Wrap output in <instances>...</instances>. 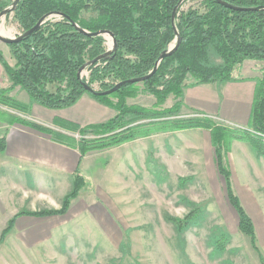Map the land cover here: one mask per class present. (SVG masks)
<instances>
[{
  "label": "trees",
  "instance_id": "16d2710c",
  "mask_svg": "<svg viewBox=\"0 0 264 264\" xmlns=\"http://www.w3.org/2000/svg\"><path fill=\"white\" fill-rule=\"evenodd\" d=\"M186 1H198V7L183 10ZM233 7L258 9L242 12L225 8L216 0H20L13 11V21L21 35L46 17L32 34L9 45L15 60L11 67L2 52L0 64L10 82L8 89H0V123H18L48 133L26 119L9 115L1 109L22 115L29 108L10 97L19 87L32 103L48 110H62L74 106L84 94L116 111L106 122L72 127L79 135L80 160L90 152L103 151L122 144L147 138L158 133L203 129L210 133L215 164L222 177L230 207L238 219V231L249 239L251 248L264 260L257 247V232L253 220L235 194L227 156L234 141L247 142L257 158L264 156V0H222ZM14 0H0V13L11 7ZM176 9L172 20V12ZM84 15H90L84 19ZM90 35L81 33L76 26ZM102 31L113 34L117 48L95 63L86 66L88 77H78L79 69L107 52L103 36L91 35ZM171 56L159 62L156 72L139 84H126L109 96H94L86 92L82 83L97 84L99 92L116 84L149 75L159 57L178 43ZM261 63V75L254 79L255 90L249 122L246 128L213 121L202 114L181 117L183 90L188 87L235 81L234 70L245 61ZM189 81V83H187ZM55 87V90H51ZM154 97L151 108L126 103L138 93ZM174 97L170 108H162L169 96ZM141 121L148 123L137 124ZM93 136V138H86ZM5 134L0 138V154L5 150ZM192 179H179L180 188ZM85 186L78 169L72 179L71 191L58 210L19 212L0 233V245L15 227L20 216L47 218L63 216L71 202ZM189 212L183 218L165 215L173 225L183 252V234L193 228L204 227L206 209L181 197L180 203ZM208 237L211 259L220 258L230 237L219 227ZM129 244L122 242L120 250ZM114 264V263H111ZM122 264V263H118ZM137 264V263H134ZM223 264H233L224 261Z\"/></svg>",
  "mask_w": 264,
  "mask_h": 264
},
{
  "label": "rangeland",
  "instance_id": "374dc122",
  "mask_svg": "<svg viewBox=\"0 0 264 264\" xmlns=\"http://www.w3.org/2000/svg\"><path fill=\"white\" fill-rule=\"evenodd\" d=\"M198 5V1H186L182 9ZM7 15L0 19L1 26H5L1 30L2 34L12 38L21 36V30L12 19L13 14ZM83 17L88 19L90 15ZM104 39L107 52L111 51L112 40L107 35ZM246 62L249 65L232 75L237 78L260 77L261 63L253 60ZM82 77H88L86 70ZM189 82L191 81L188 80L187 83ZM89 87L98 92L100 90L97 84ZM51 90H55V87ZM128 99H134L131 100L132 103L148 106L146 108H151L154 105L151 106V103L155 101L154 97L144 92ZM173 103L174 97L170 98L166 107H163L164 103L162 108H170ZM181 115L191 116L190 113L182 112ZM180 132L189 133L187 130ZM48 135L55 140H68L65 134H58L52 129H48ZM176 147L178 150L182 149L178 141ZM188 152L190 151L186 150ZM240 152L243 155L242 150ZM234 153L236 148L233 155ZM143 156V162L137 159V170H130L126 163L127 169L124 172L132 171L137 174L135 184L126 178L122 185L115 186L113 192L104 180L102 152L91 154L87 164L83 163L80 168L87 180L86 190L79 195V201H83L82 207L75 214L80 216L69 223L54 219L34 221L14 229L0 245V264H223L228 260L233 264H260L259 255L251 248L249 239L238 231L237 215L227 201L224 181L220 175L215 172L214 176H205L209 183L207 185L201 183L200 179L189 176L184 179L192 180L185 183L184 188H180L177 179L179 175L166 174L155 165L148 151L144 150ZM186 156L190 158L188 154ZM233 162L234 158H231V163ZM227 163L231 174L234 171L231 175L234 192L255 225L257 247L264 260V156L250 163L245 160L246 164L242 167H232L228 160ZM114 193H117L115 199ZM181 197L191 199L208 212L204 227L193 228L183 234V252L173 225L164 219L165 215L183 218L189 212L179 204ZM4 203L5 207L8 205L6 210L9 206L10 209L13 208L6 211L7 215L14 211L42 209L31 207L30 203L24 205L18 199ZM122 203L128 204L127 207L118 206ZM83 211L84 215L79 214ZM215 227L228 233L230 240L223 255L211 259L208 237L216 230ZM122 242L129 244L126 251L120 250Z\"/></svg>",
  "mask_w": 264,
  "mask_h": 264
},
{
  "label": "crops",
  "instance_id": "0c3cea01",
  "mask_svg": "<svg viewBox=\"0 0 264 264\" xmlns=\"http://www.w3.org/2000/svg\"><path fill=\"white\" fill-rule=\"evenodd\" d=\"M6 16L8 15L4 17ZM2 29H5V26H1L0 20V35L12 38V36H4L1 32ZM8 46L0 43V52H2L7 63L13 67L15 60ZM246 65L249 64L245 61L234 70V73L241 68H245ZM233 78L235 81L185 88L183 90L181 112L185 114H202L213 121L247 129L255 90L254 79L256 77L237 78L233 75ZM10 85L7 75L0 64V89H8ZM9 95L18 102L27 105L29 114L22 115L19 113V115H15L17 112L15 113L13 110L1 109L2 111L7 112L9 115L26 119L42 128L52 129L58 134H65L68 140L66 142L55 140L47 132L43 133L18 123H0V138L5 134L6 144L5 150L0 154L1 231L6 228L7 222L19 213V211H14L7 215L6 211L8 210L9 212L13 208L10 209L9 206L6 210L8 205L5 207L4 202H14L18 199L24 205L30 203L31 207L42 208L36 211L58 210L62 206L64 197L71 191L72 179L77 169L85 181V186L81 192L86 190L87 180L81 173L80 168L83 163L87 164L86 162H88L90 155L95 152H102L103 154L104 180L113 192L115 191V186L117 184L122 185L126 178L130 179L133 185L135 184L137 174L132 171L133 169L137 170L138 158L140 162L144 161V150L151 153L155 165L162 168L166 174L179 175L177 179L193 176L196 179H200L201 183L207 185L209 183L205 176L218 174L210 133L207 130L189 129L187 130L189 133L180 131L158 133L103 151L90 152L80 160L77 148L79 135L72 130V127L84 128L106 122L117 115L115 110L97 102L89 94H84L74 106L62 110H48L32 103L27 93L19 87L14 88ZM170 98L173 97L169 96L163 107H166L165 105ZM131 100L134 99H127L126 103L131 106H144L138 102L136 104L132 103ZM155 102H152L151 106ZM177 141L179 142V147L182 148L181 150L176 147ZM186 146L189 148L185 149ZM231 146L227 160L230 164L231 158H234L233 164H230L232 167L245 166V160L248 163L257 160L254 149L247 142L234 141ZM234 148H236V153L233 155ZM240 149L244 156L241 154ZM186 150L190 152L186 153ZM182 153L184 156H182ZM186 154L190 158H187ZM126 163L128 168L132 170L130 171L131 173L127 172V174L124 172L127 169ZM89 166L88 169L90 168ZM142 166H144L143 163ZM233 173L234 171H232ZM130 177H132V180ZM114 194L115 199L117 193ZM79 195L71 202L65 215L47 218L20 216L16 219L15 227L11 231L34 221H50L53 219L61 222L65 221L66 223L75 221L80 216L75 214L82 207L81 203L83 202L79 201ZM108 197L111 198V196ZM127 205L126 203L118 204L121 207H127ZM81 213L84 215V211L79 212V214Z\"/></svg>",
  "mask_w": 264,
  "mask_h": 264
},
{
  "label": "water",
  "instance_id": "95a60500",
  "mask_svg": "<svg viewBox=\"0 0 264 264\" xmlns=\"http://www.w3.org/2000/svg\"><path fill=\"white\" fill-rule=\"evenodd\" d=\"M20 0H14L13 4L11 5V7L9 9H6L4 10L3 12L0 13V19L7 15L8 13H13L15 7L17 6L18 2ZM219 4H221L222 6H224L225 8H228V9H231V10H234V11H244V12H248V11H254V10H258V9H244V8H237V7H233L231 6L230 4L226 3V2H223L222 0H216ZM175 12H176V9L173 10L172 12V20L174 19L175 17ZM46 17H43L41 18L38 23L32 28L30 29L29 31H27L26 33H24L23 35L17 37V38H6V37H3L0 35V43H3L5 45H11L12 43H16V42H20L24 37L26 36H29L30 34H32L37 28H39V26L43 23V21L45 20ZM76 26V25H75ZM76 28L83 34H87V35H90L88 34L87 32L79 29L77 26ZM91 35H96V36H106V35H109L110 39L112 40V49L111 50H115L117 48V43H116V40L114 39V36L113 34H111L110 32L108 31H102V32H99V33H95V34H91ZM179 45V40H178V43L171 47L169 49L168 52L164 53L163 55H161L154 67V69L152 70V72L145 76V77H142V78H139V79H132V80H127V81H123V82H120L118 84H116L112 89L110 90H107V91H104V92H98V91H95L93 88L89 87L87 84L85 83H82L83 85V88L85 89L86 92H89L91 94H93L94 96H98V97H101V96H109V95H112L117 89H119L121 86L123 85H126V84H139V83H142L146 80H148L157 70V67L159 65V62L161 60H163L164 58L168 57V56H171L174 51L177 49ZM111 51H108L106 52V54H104L103 56L85 64L84 66H82L79 71H78V77L81 78V75L83 73V71L85 70L86 66L89 65V64H92V63H95L97 62L98 60L108 56L110 54ZM150 121H141V122H138L136 123L135 125L137 124H143V123H148Z\"/></svg>",
  "mask_w": 264,
  "mask_h": 264
},
{
  "label": "bare ground",
  "instance_id": "6f19581e",
  "mask_svg": "<svg viewBox=\"0 0 264 264\" xmlns=\"http://www.w3.org/2000/svg\"><path fill=\"white\" fill-rule=\"evenodd\" d=\"M109 37V35H107ZM104 37V36H103ZM110 38V37H109Z\"/></svg>",
  "mask_w": 264,
  "mask_h": 264
},
{
  "label": "built area",
  "instance_id": "2783aa9c",
  "mask_svg": "<svg viewBox=\"0 0 264 264\" xmlns=\"http://www.w3.org/2000/svg\"><path fill=\"white\" fill-rule=\"evenodd\" d=\"M16 36H14V38H15ZM191 116H193V115H191Z\"/></svg>",
  "mask_w": 264,
  "mask_h": 264
}]
</instances>
